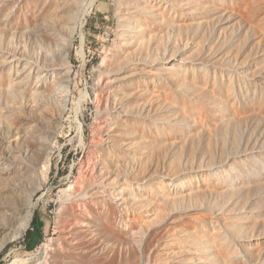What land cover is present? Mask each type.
<instances>
[{
	"label": "rangeland",
	"instance_id": "1",
	"mask_svg": "<svg viewBox=\"0 0 264 264\" xmlns=\"http://www.w3.org/2000/svg\"><path fill=\"white\" fill-rule=\"evenodd\" d=\"M167 1L173 10L158 36L159 52L186 54L188 62L168 71L140 105L138 115L155 127L141 125L146 139L135 144L145 156L129 163L114 187L120 192L139 173L147 194L132 198L126 214L105 195V211H91V236L77 228L71 207H60L61 192L80 185L87 149L79 143L78 126L89 143L96 117L91 82L120 27L119 0H99L86 17V38L78 36L70 55L69 100L78 102L86 93L89 99L81 114L63 122L66 134L51 154L46 183L28 191L34 193L33 220L0 253V264L44 246L59 261L65 252H79L81 264H264V0ZM32 5L36 8L30 0H0V24L25 15ZM150 53L154 60L158 49ZM24 161L20 177L42 184ZM8 185L6 194L13 190ZM15 209L25 212L18 204ZM35 222L42 240L29 250L26 236Z\"/></svg>",
	"mask_w": 264,
	"mask_h": 264
},
{
	"label": "bare ground",
	"instance_id": "2",
	"mask_svg": "<svg viewBox=\"0 0 264 264\" xmlns=\"http://www.w3.org/2000/svg\"><path fill=\"white\" fill-rule=\"evenodd\" d=\"M98 1L30 0L36 8L32 5L25 15L6 26L0 24V253L11 249L30 226L32 196L50 174L51 154L60 135L66 134L63 122L70 114H81L89 99L86 93L78 102L69 100L73 83L70 55L78 36L86 38V17ZM170 2L181 4L187 0ZM169 10H173V5L167 0L118 2L120 27L116 40L98 64L91 82L96 117L89 143L85 142L84 127L78 126L82 132L79 143L87 149L80 185L72 184L60 195V207H71L77 228L90 236L91 211H105V195L113 198L120 212L126 214L136 195L147 194L139 173L120 192L114 187L122 181L129 163L145 156L135 144L147 135L141 125L148 121L138 115L140 105L151 99L168 71L188 62L186 54L171 56L164 48L159 52ZM83 45L84 42L80 46ZM152 47L158 49L154 60ZM83 51L84 48L79 50L80 57L84 56ZM148 123L155 127L152 121ZM22 155L29 157L30 164L22 160ZM23 161L28 171L33 169L42 176V184L37 186L20 177L25 173L18 174L25 168ZM8 182L13 186L10 195L6 194ZM33 190L29 195L28 191ZM16 204L25 210L24 214L17 213ZM79 254L65 252L59 261L44 246L36 254L17 258L12 264H81L77 261Z\"/></svg>",
	"mask_w": 264,
	"mask_h": 264
},
{
	"label": "trees",
	"instance_id": "3",
	"mask_svg": "<svg viewBox=\"0 0 264 264\" xmlns=\"http://www.w3.org/2000/svg\"><path fill=\"white\" fill-rule=\"evenodd\" d=\"M42 240V231L40 226L35 222L33 229L26 236V242L29 250L35 249Z\"/></svg>",
	"mask_w": 264,
	"mask_h": 264
}]
</instances>
